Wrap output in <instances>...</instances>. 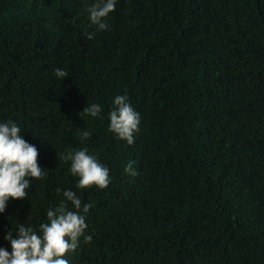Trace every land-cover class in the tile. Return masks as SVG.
<instances>
[{"label": "trees", "instance_id": "obj_1", "mask_svg": "<svg viewBox=\"0 0 264 264\" xmlns=\"http://www.w3.org/2000/svg\"><path fill=\"white\" fill-rule=\"evenodd\" d=\"M93 2L0 0V121L47 169L0 214V246L71 188L93 205L71 264H264V0H117L88 39ZM125 92L141 114L132 145L108 130ZM92 102L102 118L81 113ZM84 146L107 188H75L59 154Z\"/></svg>", "mask_w": 264, "mask_h": 264}, {"label": "clouds", "instance_id": "obj_2", "mask_svg": "<svg viewBox=\"0 0 264 264\" xmlns=\"http://www.w3.org/2000/svg\"><path fill=\"white\" fill-rule=\"evenodd\" d=\"M117 0H94L88 8V19L95 30L86 33L93 39L97 31L109 28L107 18L114 12ZM57 78L67 77L63 68L53 70ZM112 107L107 113L108 130L128 145L135 142L139 131L141 114L131 104L125 92L116 94ZM102 105L97 102L87 103L81 113L92 118H102ZM80 113V114H81ZM20 124L13 119L0 121V214L4 213L10 199L28 197L33 180L42 179L46 170L38 163V149L23 136ZM83 142L92 133L80 130ZM61 160L70 162L69 171L78 177L75 188H107L110 183V169L101 163L97 154L87 146L69 148L59 154ZM133 161H128L124 171L135 175ZM62 194L58 204L46 209V219L38 224L15 221L12 230L4 236L10 245L0 246V264H71L70 256L76 252L81 242H90L87 234L86 214L92 208L90 202H83L71 188L57 189Z\"/></svg>", "mask_w": 264, "mask_h": 264}]
</instances>
